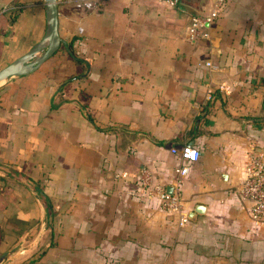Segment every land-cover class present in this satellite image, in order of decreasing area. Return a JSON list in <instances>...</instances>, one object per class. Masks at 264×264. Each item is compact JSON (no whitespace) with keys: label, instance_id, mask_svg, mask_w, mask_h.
I'll return each mask as SVG.
<instances>
[{"label":"crops","instance_id":"crops-1","mask_svg":"<svg viewBox=\"0 0 264 264\" xmlns=\"http://www.w3.org/2000/svg\"><path fill=\"white\" fill-rule=\"evenodd\" d=\"M207 2L57 0L64 42L0 80V264H264L235 191L264 152V0H226L190 38ZM44 3L0 0V68L42 39ZM184 143V207L204 208L179 226L139 174L171 186Z\"/></svg>","mask_w":264,"mask_h":264},{"label":"built area","instance_id":"built-area-1","mask_svg":"<svg viewBox=\"0 0 264 264\" xmlns=\"http://www.w3.org/2000/svg\"><path fill=\"white\" fill-rule=\"evenodd\" d=\"M100 0H87L88 5H98ZM166 6H176L180 0H154ZM226 0H208L205 11L192 15L187 27L190 38L210 39V25L225 7ZM211 67L208 59L205 63ZM178 157L177 165L172 174L171 187L153 177L148 168L140 170L139 182L142 190L160 200L161 207L171 215L177 217L179 226L185 225L189 220L184 207L182 184L189 171V165L198 158L199 151L191 143H184L179 147H172ZM235 191L244 201L248 202L250 217L255 223H264V152L252 151L248 154L244 165L243 176L236 186Z\"/></svg>","mask_w":264,"mask_h":264},{"label":"water","instance_id":"water-1","mask_svg":"<svg viewBox=\"0 0 264 264\" xmlns=\"http://www.w3.org/2000/svg\"><path fill=\"white\" fill-rule=\"evenodd\" d=\"M47 13V30L37 43H35L27 52L16 58L6 66L0 68V80L12 75H23L37 69L43 61L50 57L64 42L59 34V18L57 0H44ZM43 52L33 57L38 51ZM168 191H172V187L168 186ZM203 204H197L193 211L189 213V219L194 218V212L202 211Z\"/></svg>","mask_w":264,"mask_h":264}]
</instances>
